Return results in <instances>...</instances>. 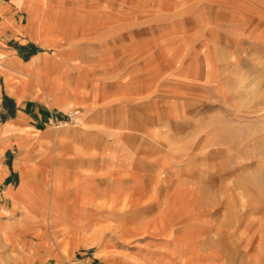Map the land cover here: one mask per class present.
<instances>
[{
    "label": "crops",
    "instance_id": "0c3cea01",
    "mask_svg": "<svg viewBox=\"0 0 264 264\" xmlns=\"http://www.w3.org/2000/svg\"><path fill=\"white\" fill-rule=\"evenodd\" d=\"M119 6L0 0V264H158L140 238L162 240L168 165L214 154L182 55ZM71 109L77 125H51Z\"/></svg>",
    "mask_w": 264,
    "mask_h": 264
},
{
    "label": "rangeland",
    "instance_id": "374dc122",
    "mask_svg": "<svg viewBox=\"0 0 264 264\" xmlns=\"http://www.w3.org/2000/svg\"><path fill=\"white\" fill-rule=\"evenodd\" d=\"M118 1L125 17L129 5L135 8L130 34L150 35L151 45L163 50L173 67L180 61L176 56L182 55V66L194 80L193 88L182 91L183 98L200 100L203 112L215 114L205 132L214 154L201 165L198 145L191 165H168L169 199L162 226L157 228L162 240L140 239L165 246L166 252L159 248L158 264H264V196L254 185L264 168V0ZM253 10L262 13L261 21ZM157 53L150 52L149 62L156 61ZM247 82L253 83L252 89L246 88ZM73 111L78 121V109L66 114ZM69 126L73 125L65 127ZM226 154L233 160L240 155L248 165H227ZM218 169L240 180L239 172L252 174L244 178L245 194L238 201L237 208L245 204L244 210L229 212L226 201L219 205L211 196L209 190L225 188L208 180ZM110 220L114 227L117 219Z\"/></svg>",
    "mask_w": 264,
    "mask_h": 264
},
{
    "label": "bare ground",
    "instance_id": "6f19581e",
    "mask_svg": "<svg viewBox=\"0 0 264 264\" xmlns=\"http://www.w3.org/2000/svg\"><path fill=\"white\" fill-rule=\"evenodd\" d=\"M249 8V7H248ZM247 9V8H245ZM254 11V10H253ZM244 14V13H243ZM254 14L257 18V21L258 20H262V13H260L259 10H255L254 11ZM247 17H250V14H246ZM220 18V17H219ZM259 22V21H258ZM224 24V23H223ZM222 24V25H223ZM248 25V24H247ZM219 28V26H218ZM250 38V37H249ZM200 55V54H199ZM218 55V54H217ZM220 57V56H219ZM221 58V57H220ZM224 58V56H222V59ZM259 60V59H258ZM254 82V81H253ZM252 85L253 83H249L247 82L246 84V88L247 89H252ZM255 88V87H254ZM261 89H264L261 87ZM263 91V90H262ZM260 91V92H262ZM262 97V96H261ZM204 116L205 115H202L199 119V122L201 121V128H204L206 126V123H205V119H204ZM209 119V118H208ZM209 121V120H208ZM201 131V130H200ZM253 131V130H252ZM252 133V132H251ZM254 133V132H253ZM202 135V134H201ZM238 135V134H237ZM253 135V134H252ZM255 136V135H254ZM253 136V137H254ZM203 141V140H202ZM208 151V150H207ZM240 151V150H239ZM236 155V153H234ZM227 155V154H226ZM235 159L233 160L232 159V156L231 155H227L226 156V163L227 165H248L247 161H245L242 156L239 155V158L236 156L234 157ZM230 159V160H229ZM249 161V160H248ZM252 163V162H251ZM203 164V163H202ZM214 165V164H213ZM220 165H222L220 163ZM257 165V164H256ZM203 171H201V174H200V179L201 181L203 180L204 178V172L202 173ZM241 172H243V170L241 169ZM238 174H242L240 177L243 178V180H240L238 178H234V177H231L230 176V173L229 171H220V169L214 171V172H211L209 174V177H208V180L209 182L213 183V184H225V188L223 190H220L219 189H212V190H209L211 196H213L216 200H217V204L221 205L222 203V200L226 201L228 203V211L229 212H237L238 210L239 211H242L244 210V208L246 207L245 204H242L241 207L238 209L237 206L239 207V204H238V201L239 199H241L242 197H244V189L246 188L247 184L244 185V181L246 182V180H244V178L247 179L248 176H251L252 174H249V172H243V173H238ZM257 174V173H256ZM258 178L257 180L255 181L254 185L255 187L258 189L259 191V194H261V196H264V168H261V170L258 172ZM236 180V181H235ZM209 185V184H208ZM217 187V186H215ZM255 198V197H254ZM253 198V199H254ZM258 198V197H257ZM258 201V200H257ZM259 202V201H258ZM257 202V203H258ZM260 203V202H259ZM226 206V208H227ZM226 216V215H225ZM235 216V215H234ZM245 217V216H244ZM256 222V221H255ZM250 224L251 226V223H248ZM255 225V224H254ZM214 238V237H213ZM209 240V238H208ZM211 240V239H210ZM215 240V238H214ZM216 241V240H215ZM212 242V241H211ZM185 245V244H184ZM185 247V246H184ZM186 253V252H185ZM194 257V256H193ZM208 257H211V253L209 254ZM183 259V258H182ZM193 258L189 259L188 261H192ZM195 260V258H194ZM194 262V261H193Z\"/></svg>",
    "mask_w": 264,
    "mask_h": 264
},
{
    "label": "built area",
    "instance_id": "2783aa9c",
    "mask_svg": "<svg viewBox=\"0 0 264 264\" xmlns=\"http://www.w3.org/2000/svg\"><path fill=\"white\" fill-rule=\"evenodd\" d=\"M77 115L78 113L76 111L71 112L70 114L64 115V117L60 119H55L51 125L55 128H61L68 125H75L77 124Z\"/></svg>",
    "mask_w": 264,
    "mask_h": 264
}]
</instances>
